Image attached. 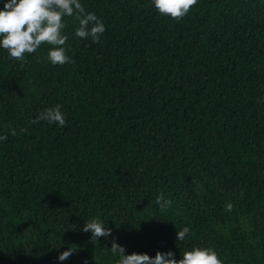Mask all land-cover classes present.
I'll return each mask as SVG.
<instances>
[{
	"label": "trees",
	"instance_id": "obj_1",
	"mask_svg": "<svg viewBox=\"0 0 264 264\" xmlns=\"http://www.w3.org/2000/svg\"><path fill=\"white\" fill-rule=\"evenodd\" d=\"M80 2L106 31L92 43L65 17L74 63L0 48V264H115L113 238L126 255L264 264V0H199L179 20L151 0ZM57 104L66 127L29 123ZM97 217L112 235L96 243L82 228Z\"/></svg>",
	"mask_w": 264,
	"mask_h": 264
},
{
	"label": "clouds",
	"instance_id": "obj_2",
	"mask_svg": "<svg viewBox=\"0 0 264 264\" xmlns=\"http://www.w3.org/2000/svg\"><path fill=\"white\" fill-rule=\"evenodd\" d=\"M198 2L199 0H151L152 6L161 16L174 20L183 19ZM65 17H73L78 21L79 26L74 33L76 37L91 39L92 43L101 42L106 31L104 22L95 13L87 12L80 0H6L0 10V48L6 50L9 58L18 61L22 67L30 63L26 56L36 54L44 46H48V51L45 56L36 58L37 63L42 60H47L53 66L74 63L65 47L68 40L64 33ZM260 100H264V97H260L257 102ZM61 107L57 104L46 108L29 123L46 121L48 124L66 127V117ZM26 132L27 128L19 129V133ZM19 133L15 128L8 131L12 136ZM4 140H7V135H0V141ZM155 203L162 212L172 206L171 200L166 199L163 193L156 196ZM232 207L231 203H227L225 211H231ZM82 231L90 232L91 241L96 243L100 238L112 235L111 230L105 226V221L98 217L84 223ZM189 233L190 228L183 227L177 231L176 239L183 241ZM107 249L113 257H118L115 264H223L218 253L211 247H193L190 251L183 252L179 260L174 258L171 251H157L154 257L136 252L126 255L125 248L115 238ZM76 251L77 248L73 245L59 253L57 260L65 261Z\"/></svg>",
	"mask_w": 264,
	"mask_h": 264
}]
</instances>
